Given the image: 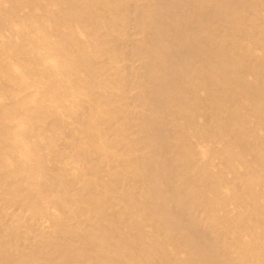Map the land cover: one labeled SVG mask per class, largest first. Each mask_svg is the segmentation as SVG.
<instances>
[{"label":"bare ground","instance_id":"1","mask_svg":"<svg viewBox=\"0 0 264 264\" xmlns=\"http://www.w3.org/2000/svg\"><path fill=\"white\" fill-rule=\"evenodd\" d=\"M0 264H264V0H0Z\"/></svg>","mask_w":264,"mask_h":264}]
</instances>
